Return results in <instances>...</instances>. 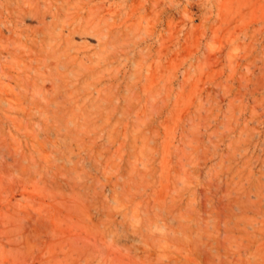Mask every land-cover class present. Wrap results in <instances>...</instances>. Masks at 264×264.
<instances>
[{
    "label": "rangeland",
    "instance_id": "374dc122",
    "mask_svg": "<svg viewBox=\"0 0 264 264\" xmlns=\"http://www.w3.org/2000/svg\"><path fill=\"white\" fill-rule=\"evenodd\" d=\"M74 1L0 0V264H264V0Z\"/></svg>",
    "mask_w": 264,
    "mask_h": 264
},
{
    "label": "bare ground",
    "instance_id": "6f19581e",
    "mask_svg": "<svg viewBox=\"0 0 264 264\" xmlns=\"http://www.w3.org/2000/svg\"><path fill=\"white\" fill-rule=\"evenodd\" d=\"M93 1L94 0H79L76 2V0H75L74 2L76 4L72 7L74 12L70 13V15L75 16L76 18H79L83 11L87 12L88 14L89 13L91 14L92 12L95 11V14L98 17L101 16L103 18L106 14H109L111 12V8H109V6L107 5L109 0H95L98 2L97 5H92ZM68 5H70L69 1H68ZM69 10H71V8H69ZM74 23L75 22L73 21L71 23H66L65 25L61 24V26H60L61 30L58 31V36L60 38L65 37V41H68V40H70V36H72L78 32H85L87 30H90L92 27L91 25H88L87 23L77 24V25H75ZM168 31H169V29H168ZM64 32L65 33L67 32L66 36H64L65 35Z\"/></svg>",
    "mask_w": 264,
    "mask_h": 264
}]
</instances>
